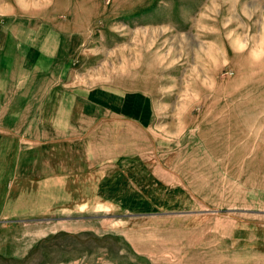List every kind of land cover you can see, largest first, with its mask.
I'll list each match as a JSON object with an SVG mask.
<instances>
[{
	"label": "rangeland",
	"instance_id": "rangeland-1",
	"mask_svg": "<svg viewBox=\"0 0 264 264\" xmlns=\"http://www.w3.org/2000/svg\"><path fill=\"white\" fill-rule=\"evenodd\" d=\"M40 172L0 264H264V0H0V215Z\"/></svg>",
	"mask_w": 264,
	"mask_h": 264
},
{
	"label": "crops",
	"instance_id": "crops-1",
	"mask_svg": "<svg viewBox=\"0 0 264 264\" xmlns=\"http://www.w3.org/2000/svg\"><path fill=\"white\" fill-rule=\"evenodd\" d=\"M133 111V112H137L135 110H131L128 109V111ZM146 111V110H145ZM135 117V116H133ZM146 115L141 116V120L140 123L142 125V121L145 120ZM148 117V116H147ZM138 119V117H135ZM144 118V119H143ZM150 123V121H149ZM148 123V124H149ZM145 126V125H144ZM32 175H34V185L33 187L30 186H25L24 182L26 180H28ZM18 180H12L11 182L8 183L7 185V189L9 191H13L16 195L17 201H21L22 203L17 207H21L23 206V209L21 211H17L15 213H13L11 216L9 215H0V222L3 221H7V220H11L15 217L13 216H21V215H27V214H41L42 210H44L43 208V204H42V200H43V192L47 193V192H51V189H46L43 188L42 185L43 184H47V183H57L58 184V180L59 178H57V175H47V174H43V172H40L39 174H30V173H23L22 176L20 177H15ZM18 181L20 183H18ZM55 190H57V188H54ZM2 200H0V202H2ZM30 201V203L26 206V204ZM8 201H5V203L3 204V210L7 207L5 204ZM105 255V260L101 261L99 264H127V263H123L121 260H117L115 258H112L106 254ZM84 264V263H82ZM129 264H138L136 261L130 262Z\"/></svg>",
	"mask_w": 264,
	"mask_h": 264
}]
</instances>
